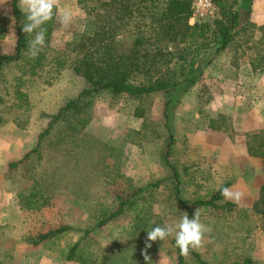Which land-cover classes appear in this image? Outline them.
<instances>
[{
    "label": "rangeland",
    "instance_id": "1",
    "mask_svg": "<svg viewBox=\"0 0 264 264\" xmlns=\"http://www.w3.org/2000/svg\"><path fill=\"white\" fill-rule=\"evenodd\" d=\"M252 1L239 0V24L248 21ZM0 4L4 13L0 18L7 27L0 38V54H12L16 36L10 0H0ZM154 4L161 5V0ZM64 11L72 16L67 27L60 23ZM91 24L92 18L77 0H61L54 9L50 37L42 50L46 59L38 74L24 71L29 69V54L23 61L3 64L0 70V264H147L146 242L151 243L146 249L150 264H177V250L171 242L175 234L162 241H147V230L156 225L174 226L186 213L174 198L172 171L164 161L169 141L163 117L166 100L173 134L168 161L178 172L180 197L190 203V218L199 208L201 222L209 229L204 246L195 251L211 264H229L244 257L264 264V224L252 210L264 181L262 161L258 158L260 170L259 165L248 162L242 150V133L234 130L229 137V130L210 127L218 123L232 126L235 106L220 100L221 85L208 86L209 76L215 74L212 72L203 71L195 83H183L169 94L162 91L144 97V119L151 121L147 128H141L144 119L134 115L139 100L108 91L91 97L84 147L73 149L76 158L69 160L50 150L58 147L55 145L41 161L59 183L52 190L50 204L39 211L19 208L16 195L26 187L29 173L22 168L6 174L7 163L33 148L50 116L87 86L69 66L56 67L53 58L66 43L89 33ZM121 41L126 48L132 35ZM232 54L231 45L224 57L216 54L210 63L231 61ZM243 59L247 60L243 57L240 61ZM260 127L264 124L253 130ZM223 138L231 143L225 152ZM155 181H159L156 187L133 192ZM224 182H229L233 191L244 193L239 204L234 202L233 210L193 203L208 198ZM117 195L128 200L127 205L120 215L100 225L99 221L119 204ZM60 224L69 225L71 230L35 247L28 241L29 236ZM185 262L195 264L191 255L185 256Z\"/></svg>",
    "mask_w": 264,
    "mask_h": 264
},
{
    "label": "trees",
    "instance_id": "2",
    "mask_svg": "<svg viewBox=\"0 0 264 264\" xmlns=\"http://www.w3.org/2000/svg\"><path fill=\"white\" fill-rule=\"evenodd\" d=\"M157 0H77L92 18V28L89 33L77 40L65 44L53 58L56 67L69 66L87 84L77 97L65 101L56 113L50 116L45 129L37 136L36 144L26 151L18 160L7 163L5 173L10 174L24 168L29 176L26 187L17 193L19 208L23 210H40L50 204L49 199L55 189L52 175L41 161L49 148H54L58 155L63 153L76 158L73 149H83V139L86 136L84 127L89 122L87 104L91 97L102 91H108L113 96L127 95L139 100L134 109L138 118L145 116L143 98L157 92L170 91L183 83L193 84L197 77L203 74L207 64L205 58L209 56L210 63L213 56L232 45L233 54L231 64L238 67L241 58L246 57L254 73L264 72V24L256 25L250 21L240 23L239 0H213L217 7V15L211 20H197L189 24L191 16L190 0H161V5H155ZM13 27L15 31V45L12 54H0V70L8 62H20L26 59L28 40L22 32L25 16L20 11L18 0H10ZM3 18H0V38L7 32ZM44 27L47 29L45 44H47L52 20ZM132 35V41L126 48L122 46V38ZM256 34L258 37L256 38ZM46 59L42 51L35 59H30L29 69L25 72L38 74ZM178 64L176 67L175 64ZM22 95V94H20ZM23 96V95H22ZM1 101V98H0ZM169 100H166L163 117L164 127L169 132L164 161L172 171L174 179V198L179 201L189 218L192 215L188 200L180 197V181L176 168L170 165L168 155L173 142L172 124L169 116ZM151 121H142L141 128L149 127ZM0 123L2 119L0 117ZM216 130H229V137L235 134L232 126L226 123L211 124ZM230 128V129H229ZM244 144L249 156L261 159L264 170V127L244 132ZM78 161V159H76ZM59 163L56 165L58 166ZM77 165V164H76ZM56 166V169H57ZM159 181L149 183L134 189L140 193L156 187ZM224 182L208 198L196 199L194 204L215 210L231 211L235 208L232 201H223L221 189L228 187ZM119 204L106 217L99 221L103 225L106 221L120 215L128 200L117 195ZM254 213L258 214L264 224V181L261 183L257 199L252 205ZM71 227L60 224L39 231L29 236L32 246L62 234ZM177 250V264H186L185 256ZM195 264H211L201 255L191 250L190 254ZM229 264H254L250 257L237 259Z\"/></svg>",
    "mask_w": 264,
    "mask_h": 264
},
{
    "label": "crops",
    "instance_id": "3",
    "mask_svg": "<svg viewBox=\"0 0 264 264\" xmlns=\"http://www.w3.org/2000/svg\"><path fill=\"white\" fill-rule=\"evenodd\" d=\"M2 11L0 4V16L4 14ZM247 19L256 25L264 24V0L252 1L251 12ZM229 47L220 52L223 57ZM203 71L215 73L209 76L207 84L213 87L217 86V83L221 85L224 90L221 93L220 100L222 102L227 100L226 103L235 104L231 110V123L236 132L243 134L264 124V72L254 73L246 59L240 61L238 67L231 64L228 59L225 63H214L213 61L206 64ZM225 139L222 140L224 141L222 150L224 152L228 151L231 145V143L225 142ZM242 150L248 162L259 165L260 170V160L247 154L244 143ZM235 160L237 161L236 155Z\"/></svg>",
    "mask_w": 264,
    "mask_h": 264
},
{
    "label": "clouds",
    "instance_id": "4",
    "mask_svg": "<svg viewBox=\"0 0 264 264\" xmlns=\"http://www.w3.org/2000/svg\"><path fill=\"white\" fill-rule=\"evenodd\" d=\"M60 0H19L20 11L25 16L22 25V32L28 40L29 57L35 59L45 47L47 29L44 25L53 19L54 9L59 7ZM72 21L70 12L64 11L60 15V23L67 27ZM221 195L228 201L239 204L244 193L233 191L229 187L221 190ZM209 231L207 226L201 222L200 210L196 209L192 218L184 213L179 222L174 226L156 225L151 230H147V241H162L175 234V245L182 256H188L191 250H197L204 246L205 233ZM151 247V243L146 242V249ZM144 253V260L150 264L151 258Z\"/></svg>",
    "mask_w": 264,
    "mask_h": 264
},
{
    "label": "built area",
    "instance_id": "5",
    "mask_svg": "<svg viewBox=\"0 0 264 264\" xmlns=\"http://www.w3.org/2000/svg\"><path fill=\"white\" fill-rule=\"evenodd\" d=\"M191 16L188 20L189 24H193L197 20H211L217 15V7L213 0H190Z\"/></svg>",
    "mask_w": 264,
    "mask_h": 264
}]
</instances>
